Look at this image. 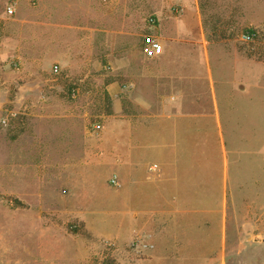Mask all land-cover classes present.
<instances>
[{"label": "rangeland", "instance_id": "1", "mask_svg": "<svg viewBox=\"0 0 264 264\" xmlns=\"http://www.w3.org/2000/svg\"><path fill=\"white\" fill-rule=\"evenodd\" d=\"M159 22L173 37L171 57L147 58L143 39L164 34ZM174 66L182 89L195 93L183 94L191 110L221 120L212 130L200 121L198 138L213 154L214 173L221 161L229 171L228 231L222 250L199 237L187 249L196 254L160 264H264V0H0V264L148 259H133L125 238L102 234L101 224L64 221L70 203L54 195L75 161L61 159L62 149L77 153L78 139L88 148L114 114L108 87L117 72L164 74ZM159 93L144 89L148 100Z\"/></svg>", "mask_w": 264, "mask_h": 264}, {"label": "crops", "instance_id": "2", "mask_svg": "<svg viewBox=\"0 0 264 264\" xmlns=\"http://www.w3.org/2000/svg\"><path fill=\"white\" fill-rule=\"evenodd\" d=\"M159 29L164 30L165 25L159 22ZM163 32L158 39L163 44V57L169 58L173 37ZM137 59L144 62L139 55ZM127 80L133 91L123 102ZM148 87L154 96L162 89L164 94L148 100L144 96ZM108 90L114 114L103 123L100 137L89 140L88 148L80 147L78 139L77 153L61 151V159L75 160L69 167L67 185L54 195L56 201L70 203L62 219L101 224L102 234L125 238L133 259L149 256L131 264L175 263L183 254L197 253L187 249L196 247L199 237L216 240L222 250L228 231L229 171L221 161L218 173H214L213 154L198 138L200 121H209L205 128L212 130L214 123L220 128V118L191 110L195 103L187 105L183 94L195 93L182 89V73L175 66L164 74L117 72ZM217 137L221 143V129ZM104 168L109 177L118 178L112 196L106 184L109 177L101 174ZM20 187L15 186V191L25 195ZM42 190L40 186L41 200ZM91 206L96 209H88ZM143 243L149 247H142Z\"/></svg>", "mask_w": 264, "mask_h": 264}, {"label": "built area", "instance_id": "3", "mask_svg": "<svg viewBox=\"0 0 264 264\" xmlns=\"http://www.w3.org/2000/svg\"><path fill=\"white\" fill-rule=\"evenodd\" d=\"M7 12L9 14H13L14 10L9 7ZM151 22L154 23V19H151ZM250 36H245V39H249ZM143 50H144V54L148 57V58H156V57H159L160 55L163 54V44L161 43V41L153 36V35H147L144 37L143 39ZM54 72L57 73L58 72V69L55 68L54 69ZM102 129V126L100 124H97L93 131L98 133L100 130ZM156 168V167H155ZM110 183L113 185V186H117L118 185V178L117 176H113L111 179H110ZM142 247L144 248H148L149 245H147L146 243H143L142 244ZM151 247V246H150Z\"/></svg>", "mask_w": 264, "mask_h": 264}, {"label": "trees", "instance_id": "4", "mask_svg": "<svg viewBox=\"0 0 264 264\" xmlns=\"http://www.w3.org/2000/svg\"><path fill=\"white\" fill-rule=\"evenodd\" d=\"M248 33L254 35V32L252 30H250Z\"/></svg>", "mask_w": 264, "mask_h": 264}]
</instances>
